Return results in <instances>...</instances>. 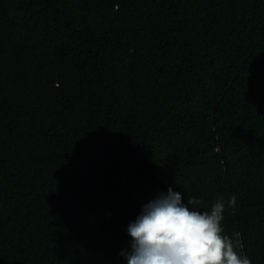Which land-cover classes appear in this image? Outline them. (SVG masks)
Returning <instances> with one entry per match:
<instances>
[{"label": "trees", "instance_id": "obj_1", "mask_svg": "<svg viewBox=\"0 0 264 264\" xmlns=\"http://www.w3.org/2000/svg\"><path fill=\"white\" fill-rule=\"evenodd\" d=\"M169 187L264 264V0H0V264H126Z\"/></svg>", "mask_w": 264, "mask_h": 264}, {"label": "clouds", "instance_id": "obj_2", "mask_svg": "<svg viewBox=\"0 0 264 264\" xmlns=\"http://www.w3.org/2000/svg\"><path fill=\"white\" fill-rule=\"evenodd\" d=\"M235 205L233 194L202 211L201 199L190 195L184 203L181 193L169 187L129 223L130 248L120 255L126 264H252L242 251L240 234L224 233V213Z\"/></svg>", "mask_w": 264, "mask_h": 264}]
</instances>
